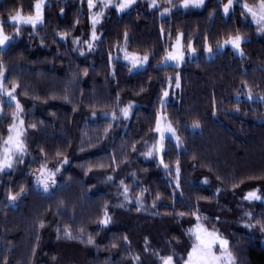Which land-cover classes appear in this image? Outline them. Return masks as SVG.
<instances>
[{"label":"trees","instance_id":"1","mask_svg":"<svg viewBox=\"0 0 264 264\" xmlns=\"http://www.w3.org/2000/svg\"><path fill=\"white\" fill-rule=\"evenodd\" d=\"M227 1L181 9V0H155V8L151 0H136L120 13L108 7L89 50L86 0H45L43 23L35 30L23 25L19 35L9 16L17 9L33 14L36 0H0V23L12 37L0 49L4 87L18 85L27 147L22 163L0 173V264H161L167 255L183 264L197 210L202 220L210 218L205 227L230 241L235 264H264L258 223L264 222V33L241 16V4L258 0H236L224 16ZM165 8L170 11L162 16ZM179 33L184 49L191 42L196 56L161 66ZM237 33L244 37L243 56L225 48L204 57L205 37L214 49ZM125 34L127 52L149 56L142 69L129 71L117 57ZM129 104L124 119L120 109ZM0 109L2 143L14 106L2 97ZM159 113L180 137L178 148L165 140L163 164L145 157ZM65 157L57 184L48 193L36 189L41 165L56 168ZM253 190L262 200H244ZM17 193L10 204L9 194ZM105 211L109 223L102 225Z\"/></svg>","mask_w":264,"mask_h":264},{"label":"snow or ice","instance_id":"2","mask_svg":"<svg viewBox=\"0 0 264 264\" xmlns=\"http://www.w3.org/2000/svg\"><path fill=\"white\" fill-rule=\"evenodd\" d=\"M171 3V0H168ZM104 7H109L112 5V0H102ZM136 3V0H119V3L116 5V11L123 12L125 9L130 8L133 4ZM236 0H228L226 4H223V13L225 16H228L230 11L234 8ZM205 0H181L180 7L184 9H188L189 7L192 8H201L204 6ZM89 9L94 7L93 0H88ZM150 8L157 7L155 0H151L149 4ZM172 7H176L173 5ZM243 9L241 16L244 19H247L249 16L251 17L252 23H254L257 27L258 33H264V0H258L256 5L250 6L248 3H243L240 5ZM35 12L33 15L24 16L22 11L17 9L14 14H10L9 21L15 25L16 33L15 35H19L20 28L23 25H31L33 30L36 29L37 25H41L43 23V8H44V0H36L35 5ZM170 11L169 8H165L161 15H165ZM103 15V13H97L95 16L90 17L92 21L93 32L91 36V40L94 42L98 39L95 33L96 25L99 23L98 17ZM163 31V30H162ZM182 34L177 35V45L173 46V51L169 53L166 57L167 60L176 61L177 63L183 59V54L179 51V42L181 41ZM12 39L11 36L6 35L3 29V26L0 25V47H3ZM60 39L65 40L66 37L64 34H60ZM127 34H125V51H124V59L127 60L131 65L132 68L142 67L148 60L149 56H138L135 54H129L126 51L127 48ZM244 42V38L242 35L237 33L236 35H230L225 41L224 44L220 45V48H223L225 45H230L232 49L236 52L240 53L243 56L241 51V45ZM74 44L79 43V38L73 40ZM88 48L91 50L93 48V43L88 42ZM189 48L192 51L191 42H189ZM205 51L211 52L212 49L207 45V37H205ZM81 55H84L81 52ZM111 60V56L109 57ZM132 69L130 68L129 71ZM5 70L4 66L0 64V103H2V97L7 96L9 98V102H15L16 111L13 114V121L14 123L9 126L8 129V136L7 139L0 143V173H4L6 170H11L13 168L14 163L19 160L21 163L23 162L22 157L25 155L27 151V147L25 144V131H24V121L20 120L19 123H15L19 114L23 111L22 105L17 99L15 95L18 85L16 83L12 84L10 90H6L4 87V80H5ZM177 87L180 85L179 76L176 77ZM169 95L168 91L163 93V97H167ZM161 98V106L163 107L165 104V100ZM249 99H251V95L249 94ZM118 106V105H117ZM132 105L129 104L124 108L120 109V112L124 119H128L130 110L132 109ZM95 115V113H94ZM105 118H108V114L105 113ZM111 120L116 121L118 117L116 116L115 112L111 115ZM164 118L160 115L156 117V127L154 131L159 134L160 139L150 148L145 155L151 157L154 153H161L164 151V141L166 139L165 133H170L171 137L177 141V148L180 145V137L177 135L176 129L171 126V124L164 125L162 124V120ZM35 127V125H32ZM111 127V125H110ZM194 127H199V124H195ZM107 132V129L105 130ZM135 151V148L133 149ZM60 153H57L59 156ZM115 161H113L114 163ZM68 159L65 157L63 161H58L60 166L56 167L55 170L48 169L46 166L41 165L39 169V175L35 177L36 186L41 188L44 193H48L56 184L57 179L56 175L58 172L61 171V167L63 164H67ZM163 164V160L160 161ZM165 169L171 172V169L168 166L164 165ZM177 172V183L176 187H180L179 183V162H177L176 167ZM113 177H107L108 181H111ZM208 181L205 180L204 183ZM121 185L123 186V181H121ZM23 191V189H21ZM182 194V193H181ZM20 193L16 195L9 194L8 199L9 201H15ZM124 198L128 200V188L124 187ZM244 200L246 201H260L262 197L258 195V190H253L248 192L244 196ZM137 211H140L141 200L139 197L136 199ZM123 206V205H121ZM181 216L184 213H180ZM249 215V219H251V214ZM191 216L194 218V224L191 228L188 229L187 234L189 235L191 242L190 250L187 252V258L184 259L183 264H235V258L233 253L230 250V241L225 238L220 232L209 230L204 225V221L210 219L209 217H203V220L199 214V211L191 212ZM102 225H107L109 223V217L107 211L104 213V219L100 221ZM260 230L264 233V222H260ZM43 226V225H41ZM247 228H252L253 225L248 223L244 225ZM82 231V230H81ZM65 235L68 239H72L73 236L70 231L65 232ZM59 238V237H58ZM81 242L83 243V238H80ZM88 244H92L93 241L91 237L87 240ZM115 246V245H113ZM161 264H176L174 261L173 255H167L160 257Z\"/></svg>","mask_w":264,"mask_h":264},{"label":"rangeland","instance_id":"3","mask_svg":"<svg viewBox=\"0 0 264 264\" xmlns=\"http://www.w3.org/2000/svg\"><path fill=\"white\" fill-rule=\"evenodd\" d=\"M86 2H87V5H88V0H86ZM228 2V1H227ZM226 2V3H227ZM44 3H45V0H44ZM93 3H94V7L93 8H91V9H89V19H90V17H93V16H95L97 13H103L104 14V11H105V9L106 8H108V7H104V5H103V3H102V0H93ZM119 3V0H112V5L111 6H109V7H115V9H116V5ZM181 4V3H180ZM180 4H179V7H180ZM250 6H252V5H250ZM88 8H89V6H88ZM181 9H184V8H182V7H180ZM126 10V9H125ZM124 10V11H125ZM34 12H35V8H34ZM120 13V12H119ZM34 14V13H33ZM33 14H31V15H33ZM222 14L224 15V13H223V8H222ZM24 16H29V15H24ZM225 16V15H224ZM102 17H103V15H101V16H99L98 17V19H99V23L101 22V20H102ZM250 17V16H249ZM250 19H251V17H250ZM10 22V21H9ZM90 23H91V26H92V21H91V19H90ZM98 23V24H99ZM97 24V25H98ZM0 25H1V23H0ZM96 25V26H97ZM28 26H31V25H28ZM92 32H93V27H92V29H91V36H92ZM95 33H96V31H95ZM179 34H181V33H179ZM91 36H90V39H89V41L88 42H91V43H93V47H94V43H95V41L93 42L92 40H91ZM96 36L98 37V34L96 33ZM244 38V37H243ZM225 41V40H224ZM224 41H222L221 43H219V44H217L216 45V47L214 48V49H212V51L211 52H207V51H205V47H204V51H203V54H204V57H206V58H212L213 56H214V54L216 53V52H219V51H222L223 49H225V48H231L232 49V47L230 46V45H225L223 48H220L219 46L220 45H222V44H224ZM88 42H87V48H88ZM177 38L173 41V43H172V46H171V49L164 55V57L162 58V60L160 61V65L161 66H165V65H172V66H180V65H182L183 63H184V61H185V59L186 58H188V59H191V58H193V57H195L196 56V53H195V51H192L190 48H188V49H184V47H183V45H182V38H181V41L179 42V51L183 54V59L181 60V61H179L178 63L176 62V61H171V60H167L166 61V57H167V55L169 54V53H171L174 49H173V46L174 45H177ZM7 44H8V42H7ZM7 44L5 45V46H3V47H0V49L1 50H3V49H5L6 48V46H7ZM209 47V46H208ZM89 49V48H88ZM193 49V48H192ZM233 51H234V53L236 54V55H240V53H238V52H236L234 49H232ZM124 48L123 47H121L120 48V50H119V55L117 56L119 59H121L122 61H124L125 63H127V65L129 66V68H131L132 70L131 71H136V70H139V69H142L145 65H146V63L142 66V67H137V68H132V65L127 61V60H125L124 59ZM242 51V50H241ZM129 54H134V53H131V52H128ZM135 55H138V54H135ZM138 56H141V55H138ZM142 57V56H141ZM6 90H10V89H6ZM4 98H5V100H7V102H9V98L5 95V96H3ZM163 99L165 100V103H166V101H167V97H163ZM10 103V102H9ZM11 104H13V106H14V113H15V111H16V107H15V102H11ZM0 111H1V109H0ZM13 113V114H14ZM130 114V113H129ZM158 115H160V116H162L164 119L162 120V124H164V125H167V124H170L169 122H168V120L166 119V117H165V115H163V114H161V113H159ZM121 116H122V114H121ZM109 117H111V115H109ZM123 117V116H122ZM20 120H22L21 119V116H20V114H19V117L17 118V120L15 121V123H19V121ZM14 123V122H13ZM12 123V124H13ZM157 134V136H156V139H155V141L152 143V144H149V146H148V148H147V150H146V152L150 149V148H152V146L160 139V137H159V134L158 133H156ZM165 136H166V139H170L171 141H173V143L174 144H176V146H177V141L174 139V138H172L171 137V134L170 133H165ZM7 139V138H6ZM5 139V140H6ZM165 139V140H166ZM165 142V141H164ZM179 147H180V145H179ZM145 152V153H146ZM145 157L146 158H151V157H155V158H157V160L160 162L161 161V153H159V154H157V153H154L151 157H149V156H146L145 155ZM59 161H63V159L62 160H59ZM64 165V164H63ZM62 165V166H63ZM58 166H60L59 164L57 165V167ZM41 168V167H40ZM39 168V169H40ZM46 168H48V169H52V170H55V168H51V167H49V166H46ZM37 175H39V170L37 171V173H36V176ZM34 185H35V187H36V189H38V190H40V191H42L43 192V190L41 189V188H38L37 186H36V182L34 183ZM44 193V192H43ZM16 200H19V197H17V199ZM15 200V201H16ZM15 201H9L10 202V204H14L15 203ZM129 201H131V197L128 195V200H127V202H129Z\"/></svg>","mask_w":264,"mask_h":264}]
</instances>
